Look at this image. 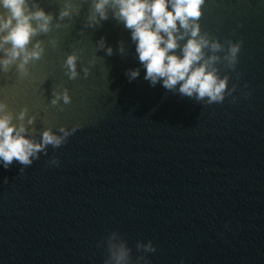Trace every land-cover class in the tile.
Segmentation results:
<instances>
[{
	"label": "water",
	"instance_id": "obj_1",
	"mask_svg": "<svg viewBox=\"0 0 264 264\" xmlns=\"http://www.w3.org/2000/svg\"><path fill=\"white\" fill-rule=\"evenodd\" d=\"M36 2L54 17L33 38L45 52L28 75L15 65L0 72V101L14 115L28 110L36 139L79 127L22 174L15 160L0 166V264H104L113 231L133 264L142 255L150 264H264V0H206L202 32L242 42L234 70L217 65L236 90L211 105L150 86L122 23L109 13L86 27L90 0H74L79 12L64 20L63 0ZM73 52L79 75L69 80L63 61ZM64 88L71 102L53 106ZM137 241L156 251H137Z\"/></svg>",
	"mask_w": 264,
	"mask_h": 264
},
{
	"label": "clouds",
	"instance_id": "obj_2",
	"mask_svg": "<svg viewBox=\"0 0 264 264\" xmlns=\"http://www.w3.org/2000/svg\"><path fill=\"white\" fill-rule=\"evenodd\" d=\"M205 3L206 0H90L86 27H98L111 13L129 30L136 57L144 69V79L150 86L159 83L166 90L211 105L223 102L226 95L236 90V85L228 88L229 76H221L217 65L223 61L228 69L234 70L242 42L229 39L222 44L208 32H202L199 20ZM78 12L79 5L74 0H63L56 19H70ZM53 20V15L36 0H0V72H7L15 65L18 73L28 75L27 66L45 52L42 42H33V38L49 33ZM55 26L59 28L60 24ZM49 43L56 46L55 41ZM97 48L112 55V48L106 46L103 38L97 41ZM118 51L122 55L125 53L123 43ZM77 59L73 52L63 61L69 80L79 75ZM82 71L87 77L89 69L84 67ZM126 75L130 81L134 80L140 70L129 69ZM52 97L53 106L71 102L67 88L53 90ZM27 111L24 108L14 115L7 104L0 101V166L7 169L15 160L22 165L21 174L41 153L47 155L49 145L53 149L60 147L79 127L66 129L62 126L56 132L46 128L36 139L28 130L35 118L27 116ZM50 163L58 165L55 158ZM106 245L108 256L104 264H133L131 249L119 233L111 232ZM136 249L144 253L156 251L151 241H137ZM135 264L150 262L142 255L136 258Z\"/></svg>",
	"mask_w": 264,
	"mask_h": 264
}]
</instances>
